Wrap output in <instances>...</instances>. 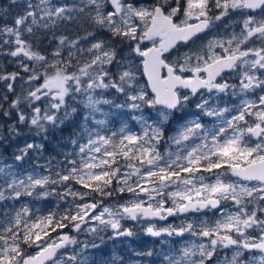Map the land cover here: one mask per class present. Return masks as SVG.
<instances>
[{
  "label": "snow or ice",
  "instance_id": "1",
  "mask_svg": "<svg viewBox=\"0 0 264 264\" xmlns=\"http://www.w3.org/2000/svg\"><path fill=\"white\" fill-rule=\"evenodd\" d=\"M0 21V264H125L91 251L125 221L179 238L135 257L264 264V0H8Z\"/></svg>",
  "mask_w": 264,
  "mask_h": 264
},
{
  "label": "rangeland",
  "instance_id": "2",
  "mask_svg": "<svg viewBox=\"0 0 264 264\" xmlns=\"http://www.w3.org/2000/svg\"><path fill=\"white\" fill-rule=\"evenodd\" d=\"M8 0H0V5L7 6ZM2 22V21H0ZM171 134V133H170ZM164 149L162 148L161 151ZM207 175V174H205ZM79 187V186H77ZM127 198V194H124V196L117 195L116 197H113L112 199L118 200L120 202H123ZM198 214H188L190 219H193ZM201 218H203L202 214ZM211 216V213L208 214ZM180 219H183L181 217ZM180 219H177L175 217H169L166 221H153L157 226H165L168 224H179ZM125 226L132 228L134 232L137 233L136 237L133 238H120L119 240H110L108 239L109 233L104 234L105 239L103 243L101 244L100 249L91 250L95 253V256L100 259H110L113 255L118 257H123L125 264H127V261L129 259L132 260H143L145 264H161L162 257L154 255L153 257H135L132 255V250H148L151 249L155 252H161V251H167L169 245L173 242L175 239L179 238H169V237H162V238H153L150 236H146L143 233V228L146 227V222L141 221L139 224L133 221H125ZM67 231V230H66ZM81 240H85V237L81 235L79 237ZM161 239L167 241V243H161ZM97 243H101L99 240H97Z\"/></svg>",
  "mask_w": 264,
  "mask_h": 264
},
{
  "label": "flooded vegetation",
  "instance_id": "3",
  "mask_svg": "<svg viewBox=\"0 0 264 264\" xmlns=\"http://www.w3.org/2000/svg\"><path fill=\"white\" fill-rule=\"evenodd\" d=\"M124 238H126V237H124Z\"/></svg>",
  "mask_w": 264,
  "mask_h": 264
}]
</instances>
